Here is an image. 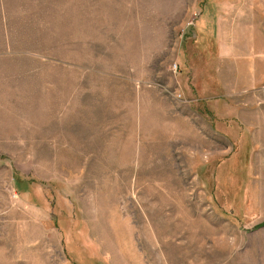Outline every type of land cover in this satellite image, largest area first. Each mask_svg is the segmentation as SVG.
<instances>
[{
	"label": "rangeland",
	"instance_id": "rangeland-1",
	"mask_svg": "<svg viewBox=\"0 0 264 264\" xmlns=\"http://www.w3.org/2000/svg\"><path fill=\"white\" fill-rule=\"evenodd\" d=\"M0 264H264V0H0Z\"/></svg>",
	"mask_w": 264,
	"mask_h": 264
}]
</instances>
